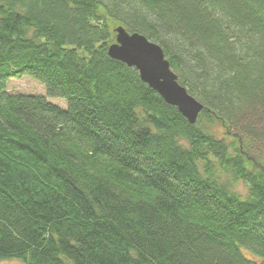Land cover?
I'll list each match as a JSON object with an SVG mask.
<instances>
[{
    "label": "trees",
    "instance_id": "1",
    "mask_svg": "<svg viewBox=\"0 0 264 264\" xmlns=\"http://www.w3.org/2000/svg\"><path fill=\"white\" fill-rule=\"evenodd\" d=\"M120 25L195 124L108 55ZM24 76L68 108L9 93ZM263 139L264 0H0V261L264 264Z\"/></svg>",
    "mask_w": 264,
    "mask_h": 264
},
{
    "label": "water",
    "instance_id": "2",
    "mask_svg": "<svg viewBox=\"0 0 264 264\" xmlns=\"http://www.w3.org/2000/svg\"><path fill=\"white\" fill-rule=\"evenodd\" d=\"M115 42L108 47V55L138 70L141 80L157 91L164 101L176 107L195 124L204 105L179 82L163 48L139 32H130L120 25L114 28Z\"/></svg>",
    "mask_w": 264,
    "mask_h": 264
},
{
    "label": "rangeland",
    "instance_id": "3",
    "mask_svg": "<svg viewBox=\"0 0 264 264\" xmlns=\"http://www.w3.org/2000/svg\"><path fill=\"white\" fill-rule=\"evenodd\" d=\"M7 90L9 93H17V94L21 93V94H26V95H42V96H45L49 102L59 107L63 109L68 108L67 100L63 98L49 97L47 95L46 86L43 83L31 77H28V76H24L22 78L10 79L7 84ZM257 126L259 129L263 127L262 125H257ZM216 127H217L216 129L219 130L217 134L223 135L224 134L223 128L220 125ZM234 131H239L242 133V135L244 134L241 127L234 129ZM259 152L261 153V157H262L261 160L264 162V139L261 141L259 145V150L257 153ZM257 153L254 155L257 156ZM231 188L243 197H246L248 194V187L243 181L234 182ZM245 253L248 257L253 258V255L249 253L248 251H245ZM0 264H22V260H19V259L3 260V261H0Z\"/></svg>",
    "mask_w": 264,
    "mask_h": 264
}]
</instances>
